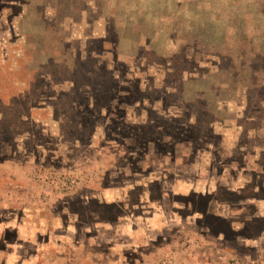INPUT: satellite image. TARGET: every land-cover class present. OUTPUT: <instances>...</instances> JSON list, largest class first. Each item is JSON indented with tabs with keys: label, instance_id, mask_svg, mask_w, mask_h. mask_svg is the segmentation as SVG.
I'll return each instance as SVG.
<instances>
[{
	"label": "rangeland",
	"instance_id": "1",
	"mask_svg": "<svg viewBox=\"0 0 264 264\" xmlns=\"http://www.w3.org/2000/svg\"><path fill=\"white\" fill-rule=\"evenodd\" d=\"M1 226L0 264H264V0H0Z\"/></svg>",
	"mask_w": 264,
	"mask_h": 264
},
{
	"label": "crops",
	"instance_id": "2",
	"mask_svg": "<svg viewBox=\"0 0 264 264\" xmlns=\"http://www.w3.org/2000/svg\"><path fill=\"white\" fill-rule=\"evenodd\" d=\"M1 227L0 232H6L7 227ZM12 227L13 231L16 233V243H21L23 241L22 230H20L18 226L15 225ZM209 242V240L208 242L202 243L187 239L174 241V244L167 246L165 248V251L160 254L158 264L161 262V260L166 261L168 264H214L212 257V248L209 247L212 246V244H208ZM112 249L116 257L114 256L112 259H110L109 264H132L127 260L126 254H123V252H121L123 246H120L118 243H114ZM71 254L72 253L69 252V254L63 255L64 257L63 259H61L63 264H104V259H102L103 257L98 258V256H95L90 258L89 260L85 258V261H83L82 258L78 259L76 258V256L74 257ZM153 261L154 260H151V257L149 258V256H146V258L144 259H139L137 263L139 262V264H150ZM55 263L57 264L58 262ZM5 264H8V262H5ZM10 264H12V262H10ZM14 264H16V261H14Z\"/></svg>",
	"mask_w": 264,
	"mask_h": 264
}]
</instances>
